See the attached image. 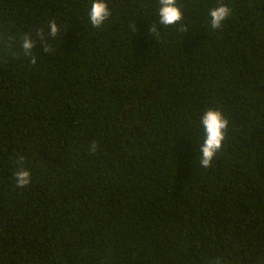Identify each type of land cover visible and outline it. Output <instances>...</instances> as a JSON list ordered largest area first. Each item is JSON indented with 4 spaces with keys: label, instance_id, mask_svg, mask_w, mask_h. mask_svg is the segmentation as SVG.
I'll return each instance as SVG.
<instances>
[{
    "label": "trees",
    "instance_id": "obj_1",
    "mask_svg": "<svg viewBox=\"0 0 264 264\" xmlns=\"http://www.w3.org/2000/svg\"><path fill=\"white\" fill-rule=\"evenodd\" d=\"M219 2L178 0L182 32L157 0H107L102 29L90 0H0V264H264V0L212 31ZM208 107L230 124L203 169Z\"/></svg>",
    "mask_w": 264,
    "mask_h": 264
},
{
    "label": "clouds",
    "instance_id": "obj_2",
    "mask_svg": "<svg viewBox=\"0 0 264 264\" xmlns=\"http://www.w3.org/2000/svg\"><path fill=\"white\" fill-rule=\"evenodd\" d=\"M156 12L158 16L157 22L163 28L178 26L180 31H188V26L182 23L184 13L182 11V5L178 3V0H157ZM111 15L112 12L108 7L107 0H90L87 9V21L92 28L102 29ZM231 15V7L221 0V2L211 6L207 11L208 28L212 31L221 30ZM63 27L55 19L48 21L47 36L51 39H56L61 34ZM151 31L158 35L156 23H153ZM36 36L44 44V51L51 52V47L45 41V31L43 28L36 31ZM21 39L22 43L20 44V48L23 54L30 57V63L35 65L37 63V57L32 52L36 41L27 33L23 34ZM199 119L203 130L202 143L199 144V167L208 169L212 166L214 158L223 147L230 121L222 111L212 107H208L203 111ZM98 147V143L93 140L88 147V151L94 154L98 150ZM23 162L24 157L19 156V166L13 173L15 186L21 189L26 188L32 183V173L23 167ZM215 264H221L219 258L215 261Z\"/></svg>",
    "mask_w": 264,
    "mask_h": 264
}]
</instances>
